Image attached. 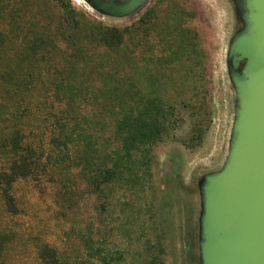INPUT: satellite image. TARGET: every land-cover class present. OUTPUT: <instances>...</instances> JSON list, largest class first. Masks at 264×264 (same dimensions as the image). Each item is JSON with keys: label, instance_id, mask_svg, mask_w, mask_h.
I'll return each mask as SVG.
<instances>
[{"label": "rangeland", "instance_id": "obj_1", "mask_svg": "<svg viewBox=\"0 0 264 264\" xmlns=\"http://www.w3.org/2000/svg\"><path fill=\"white\" fill-rule=\"evenodd\" d=\"M243 26L233 0H148L121 19L82 0H0V172L16 131L33 162L10 188L16 213L0 192V264H200L199 186L228 155L227 53ZM155 109L162 136L127 166L121 124Z\"/></svg>", "mask_w": 264, "mask_h": 264}, {"label": "water", "instance_id": "obj_2", "mask_svg": "<svg viewBox=\"0 0 264 264\" xmlns=\"http://www.w3.org/2000/svg\"><path fill=\"white\" fill-rule=\"evenodd\" d=\"M82 1L121 19L148 0ZM233 1L244 25L227 53L235 115L222 169L199 186L200 264H264V0Z\"/></svg>", "mask_w": 264, "mask_h": 264}, {"label": "trees", "instance_id": "obj_3", "mask_svg": "<svg viewBox=\"0 0 264 264\" xmlns=\"http://www.w3.org/2000/svg\"><path fill=\"white\" fill-rule=\"evenodd\" d=\"M72 22V30H76L78 28V23L74 20ZM99 41L107 47H114V45H119L121 43V35L119 32L114 28H101L99 31ZM43 44L41 42H35L31 46V52H34ZM1 38H0V47ZM3 75H0V79H3ZM160 118V111L155 109L153 112H150L148 115L149 121L143 122L139 129H135L133 123L130 121L127 123H122L121 127L125 129V145L123 147L124 153H126L127 160L126 165H130V153L133 149H135L134 145H136V149L138 147H149L156 143L162 136L163 133V126L159 120ZM65 125H59L58 129L63 132L65 129ZM120 129V127H119ZM64 141L62 142L61 146L66 147L67 140L66 137L62 136ZM22 136L16 131L14 132L10 139L9 144L2 147L9 148L10 154L13 156V160L11 161L8 169L6 171L0 172V192L5 203L6 209L8 213L14 214L16 213V208L13 202V198L9 194L10 188L12 184L20 178H25L30 175L33 162L31 161V157L27 156V148L22 146ZM116 155V154H115ZM117 158V156H116ZM116 161V160H115ZM119 171V167L117 163H113L110 168L103 169L101 166H97L94 176L92 178V183L98 188L99 185L109 182L112 178H114ZM44 254V253H43ZM42 256V255H41Z\"/></svg>", "mask_w": 264, "mask_h": 264}]
</instances>
